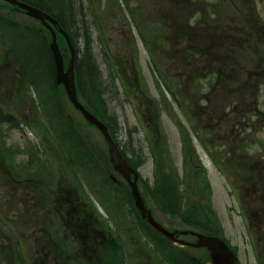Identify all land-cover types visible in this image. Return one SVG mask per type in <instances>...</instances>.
I'll return each instance as SVG.
<instances>
[{"label": "rangeland", "instance_id": "obj_1", "mask_svg": "<svg viewBox=\"0 0 264 264\" xmlns=\"http://www.w3.org/2000/svg\"><path fill=\"white\" fill-rule=\"evenodd\" d=\"M22 1L47 12L66 29L67 44L72 43L74 49L69 50L59 34L57 41L64 72L71 55L73 69L77 61L81 69V76L75 77L77 102L95 113L99 122L107 125L108 132L118 131V141L126 155L137 158L136 150L140 156V149L142 154L148 153L149 139L142 131L143 126L148 127L141 122L140 111L154 102L160 107L157 108L160 129L171 131L175 144L179 131L174 123L177 109L167 90L177 92L187 82L199 87V96L212 99L218 106L215 114L225 109L229 112L221 124L223 132L218 142L231 135L228 128L241 123L238 113L242 103L237 100L255 101L257 108L264 111V54L256 57H260L259 52L264 53V0ZM204 29L211 33L210 41L197 36ZM180 33L199 52L210 45L218 52L197 60L189 55L188 61L186 57L182 59L179 50L184 37ZM50 41L51 32L41 21L0 1V264H180L182 260L189 264H210L204 249L167 241L141 221L129 187L112 172L108 144L102 133L85 121L68 101L63 87L55 82ZM191 54L196 56V52ZM208 63L212 64V71L218 65L224 70L212 76L203 70L201 75L190 79L185 75L193 67ZM137 73L142 78L136 79ZM138 82L145 85L146 97L139 93ZM193 104L203 107L205 104L204 110H209L205 99L194 100ZM244 118L245 129L240 133L246 138L238 142L242 147L253 144L244 153L249 154L257 150L258 141L264 148V127L256 126L255 131L248 132L254 120L249 113ZM206 124L204 120L202 126ZM126 136L137 146H127ZM205 137L208 138L207 132ZM172 150L174 162L176 145ZM215 153L225 155L218 147ZM151 156L149 153L148 158ZM135 165L140 178L139 193L143 195L146 188V195L141 198L155 221L166 228H191L157 207L155 186L149 183L154 178L151 164L145 160L136 161ZM174 166L178 170V161ZM209 172L216 176L213 169ZM110 173L117 180V187L111 182ZM214 181L219 190L213 187V207L223 231L234 234L232 243L238 245L241 264H258L255 254L260 248L245 238L243 227L226 223L227 197L220 192L222 181ZM70 188H79L88 199L97 198L108 210L106 236L109 240L112 236L116 239L109 259L103 254L101 261L96 257L85 261L75 253L80 250L79 244L64 245L60 236L65 227L62 225L65 210L58 211V223L54 213L53 233L58 239L54 247L58 248L59 258L45 260L44 254L36 253L43 252L39 245L44 242L49 223L47 206L56 205L57 196ZM175 198L174 193L173 198L165 199L173 207L171 211L178 205L181 209L184 202L183 198ZM97 206L102 216H106L101 205ZM234 221L237 223L236 218ZM182 239L194 241L189 236ZM72 255H76L75 259ZM69 256L70 261L64 263ZM194 257L196 260L191 261Z\"/></svg>", "mask_w": 264, "mask_h": 264}, {"label": "flooded vegetation", "instance_id": "obj_2", "mask_svg": "<svg viewBox=\"0 0 264 264\" xmlns=\"http://www.w3.org/2000/svg\"><path fill=\"white\" fill-rule=\"evenodd\" d=\"M205 29L199 32L207 40L211 33L205 32ZM207 49L211 55H215L212 45L208 46ZM211 67L212 64L210 63L199 68L193 67L190 73L185 75L190 79L191 76L197 75L203 70L211 72ZM216 69L221 71V65H218ZM135 78L138 79L137 76ZM136 87L140 88L141 84H137ZM198 88L197 86L189 85L187 82L182 90L180 89L177 92L170 91L173 98H175L174 103L178 112L175 126L179 128V131H176L177 139L175 144L173 143L174 134L171 131H156L157 123L154 118L158 116V112L157 107L153 103H150V106H145L140 113L141 122L146 124L147 130H149L143 131L144 136L149 139L147 145L158 152L159 175L163 186V196H166L164 187L167 186L173 193H177L176 196H183L189 199V204L185 202L180 204L185 206V210L190 208L192 210V217L189 221L191 224L183 218L184 224L186 226L194 224L197 230L205 231L203 232L205 235L221 238L236 257L233 264H241L237 252L238 245L232 243L234 234L231 232L226 234L222 229L223 226L220 223V219L219 221L213 219L214 216H218L213 207V187H216L214 180L222 181L221 186H219L220 192L225 193L228 201L224 208L226 223L231 227H243L246 232L245 238H249V242L260 248V251L255 254L258 257V264H264V148L261 147L263 144L258 141L256 143L257 150L244 154L248 146L251 147L253 144L248 143L247 147L244 144L242 147L239 143L240 139L246 138L242 137L240 131L245 129L243 126L244 116H247L252 105L250 102H243L239 106L241 113L238 114L242 117L241 123H237L233 128H228L232 132L231 135L224 141L218 142V137L223 132L220 131L221 124L225 123L224 120H226V115H229V112L225 109L221 114H215L214 110L217 111L216 108L218 106L207 96H199L200 90ZM127 95L129 96L128 92ZM199 99H205L206 106L209 108L208 112L204 110L205 104L204 107L193 104L194 100L198 101ZM182 115L186 116L187 119L181 120ZM204 120L207 122L206 127L202 126ZM253 120L252 129L248 127V132L255 131L256 126L264 127V111L256 112ZM205 132H207L208 138L205 137ZM111 137L122 150L118 141V131L111 133ZM175 145L176 153L174 151L175 159L173 162L172 149ZM217 147L224 150L225 155L220 153L218 156L215 153ZM127 158L130 166L133 167L135 162H132V157L128 156ZM176 161L179 164L178 170L174 166ZM210 169L216 172L215 177L210 175ZM216 189L218 188L216 187ZM175 199L181 200V198L177 197ZM234 218L237 219V223H235ZM189 229L195 231L193 226ZM244 231L242 232L243 234ZM237 235L241 239L238 233ZM187 236L192 237L194 241L196 240L194 236ZM195 260L196 258L194 257V260L191 261ZM206 261L208 262V260ZM206 261L205 263H207Z\"/></svg>", "mask_w": 264, "mask_h": 264}, {"label": "water", "instance_id": "obj_3", "mask_svg": "<svg viewBox=\"0 0 264 264\" xmlns=\"http://www.w3.org/2000/svg\"><path fill=\"white\" fill-rule=\"evenodd\" d=\"M11 5L17 6L21 10H23L28 16L35 18L50 30L52 35V42L50 44V50L53 55L54 59V66H55V80L57 84H62L64 87V90L66 92V95L71 102V104L79 110L82 115L85 117L87 121L95 125L103 134L109 148V154H110V161L112 162L115 169H117L123 177L127 180L129 183L131 194L134 199V205L137 208L138 212L140 213V216L142 219H145L147 223L157 232L161 233L165 237L169 239H173V236L176 232H168L166 229H164L161 225H159L151 216V213L149 210H147L144 206L143 200L141 199L138 189L136 187V180L137 175L134 174L133 180H129V173L132 171L124 159L121 158V156L118 154L117 150L115 149V146L111 142L106 128L91 114H89L86 110L83 109V107L77 102L76 99V91L74 86V79H73V57L71 55L70 64L66 72L63 70V63L62 58L60 55V52L58 50L56 40H55V33L52 30L51 26L48 24L50 23L53 26H56V21L53 20L50 16L45 14L44 12L40 11L39 9L32 7L30 5H27L25 3H21L17 0H3ZM59 32L64 36L68 43L67 36L59 30ZM69 45V44H68ZM70 47V45H69ZM71 50V47H70ZM133 172V171H132ZM198 238L197 244H189L190 246L195 247H205L207 250L210 251V256L213 264H222L223 262L227 261L230 262L232 260V255L230 251L225 247V245L217 238L213 237H207L199 234L192 233ZM185 244V243H184Z\"/></svg>", "mask_w": 264, "mask_h": 264}, {"label": "trees", "instance_id": "obj_4", "mask_svg": "<svg viewBox=\"0 0 264 264\" xmlns=\"http://www.w3.org/2000/svg\"><path fill=\"white\" fill-rule=\"evenodd\" d=\"M60 24V23H59ZM60 26L63 28V26L60 24ZM64 30H66L65 28H63ZM78 63V61L77 62H75V72L77 71V73H75V77H79V76H81V72H80V66H79V64H77ZM170 207H171V205H170ZM115 242H114V240L112 241V240H109V238H107V236L103 239V242L102 243H100V246H99V249L102 251V252H104L105 251V257H107L106 259H109L108 258V255H109V252L112 250V245L114 244ZM108 252V253H107ZM184 262H186L185 260H183ZM182 261V262H183ZM184 262H183V264H184ZM178 263V262H177ZM176 263V264H177Z\"/></svg>", "mask_w": 264, "mask_h": 264}, {"label": "bare ground", "instance_id": "obj_5", "mask_svg": "<svg viewBox=\"0 0 264 264\" xmlns=\"http://www.w3.org/2000/svg\"><path fill=\"white\" fill-rule=\"evenodd\" d=\"M64 30V29H63ZM62 30V31H63ZM181 46H185V43L181 44ZM189 58V57H188ZM188 58H187V61H188ZM190 59V58H189ZM153 174V173H152ZM156 177H160V175H156ZM164 191L166 193V196L170 197V198H173L174 197V193L172 192V190L169 188V187H164ZM52 207L51 206H47V209H51ZM56 212V211H55ZM183 261V260H182ZM184 262V261H183ZM183 262H181L180 264H182ZM184 264H189L188 262H184Z\"/></svg>", "mask_w": 264, "mask_h": 264}]
</instances>
